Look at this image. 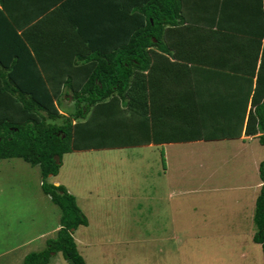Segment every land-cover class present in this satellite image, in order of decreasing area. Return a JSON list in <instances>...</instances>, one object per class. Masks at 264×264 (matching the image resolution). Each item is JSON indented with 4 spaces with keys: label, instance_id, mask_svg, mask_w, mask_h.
<instances>
[{
    "label": "trees",
    "instance_id": "1",
    "mask_svg": "<svg viewBox=\"0 0 264 264\" xmlns=\"http://www.w3.org/2000/svg\"><path fill=\"white\" fill-rule=\"evenodd\" d=\"M226 1L62 0L31 21L27 8L0 0V160L38 166L41 188L61 213L55 238L23 264H48L57 253L86 264L73 234L88 220L64 186L47 182L67 154L243 135L264 146V89L252 91L264 61L261 70L241 65L243 30L223 25ZM204 54L245 94L225 91L226 82L221 92L218 80L216 92H202L196 73L188 75L205 65ZM67 100L72 108L63 107ZM258 172L252 241L264 259V160Z\"/></svg>",
    "mask_w": 264,
    "mask_h": 264
},
{
    "label": "rangeland",
    "instance_id": "2",
    "mask_svg": "<svg viewBox=\"0 0 264 264\" xmlns=\"http://www.w3.org/2000/svg\"><path fill=\"white\" fill-rule=\"evenodd\" d=\"M63 107L72 108V100L63 101ZM246 144L264 160V146ZM182 150L191 156L185 154L188 164L180 166L182 183L170 187L161 171L168 170L165 148L63 157L58 175L47 182L64 186L88 220L73 234L86 264H264L260 245L252 241L256 198L252 202V190L242 188L249 179L256 189L254 182L260 179L258 173L254 179L252 170L239 172L250 159L241 154L240 142L184 145ZM209 150L218 154L213 153L216 179L202 187L205 175L197 153ZM177 157L182 154L171 158ZM243 171L247 179H241ZM41 178L38 166L0 160V264H23L25 256L44 250L60 228V209L43 192ZM188 178L196 184L187 186ZM48 264L67 262L57 253Z\"/></svg>",
    "mask_w": 264,
    "mask_h": 264
},
{
    "label": "crops",
    "instance_id": "3",
    "mask_svg": "<svg viewBox=\"0 0 264 264\" xmlns=\"http://www.w3.org/2000/svg\"><path fill=\"white\" fill-rule=\"evenodd\" d=\"M62 0H10V9L14 10V6L16 4H19L20 7H25L27 8L25 10V12L28 16L29 19H31V21H36L38 20L41 15L44 14V12H48L50 9H53L56 5H58ZM235 0H231V4L234 3L235 4ZM228 5L227 10H223V25L226 28H229L230 25H232L234 28L237 27L240 30H243V37L241 38V41L239 42V45H242L243 48L241 49V53L244 54V56L241 57V65L244 66V68L246 69L247 72L250 71L251 65L253 63L257 62L256 68L261 70L262 68V63L264 61V38L263 36L260 37V35L264 34V14L262 15L261 13V8H260V4H259V0H245L243 2V4H239V5H231L228 3V1L225 2V5ZM263 9V7H262ZM14 20H17V17L14 16ZM21 19H18L17 21H19ZM210 44L208 46H206V48H209ZM222 52L220 53V57L221 56H228V54L225 55H221ZM209 55L204 54V61H205V65H201L199 69H195V68H191L189 70V72H191L188 76L189 79L192 77V75L194 73H196V81H198V85H200L201 83H203L202 87H200V89H202V92H209V93H213L216 92V88L213 86L214 82L221 81V88L220 91L222 92L224 89L223 86V82H226L227 85L229 86L230 89H227V86L225 85L226 90L225 91H231L236 92V93H240L242 92L243 94H245L244 92V86L243 87H239L237 88V85H235L236 83H230L228 82V78L226 79L222 74L223 73H219V71H216L218 69H213V63L216 62L218 60V58H216L215 60L211 59L208 60ZM230 57V56H228ZM233 63L236 64V61L233 60ZM228 65L226 60L224 61L223 59H221V66L222 65ZM232 65V64H231ZM234 66V65H233ZM212 72H215V74H212ZM162 73V72H161ZM167 73V72H166ZM255 73H260V80L257 82V78L255 77L253 79V83L252 86L254 87V90H252L253 92L255 91V87L256 85H258L257 89L258 90H263L264 89V72H255ZM172 79H175V77H172ZM214 79H216L215 81H213ZM175 81V80H173ZM207 81H213L211 84H207ZM176 85H174L175 87ZM183 91H185V88H182ZM181 89V90H182ZM176 91H179V88H177ZM189 92H191L192 90L189 88L188 90ZM240 96V95H239ZM241 98L245 99V97L240 96ZM250 102V101H249ZM248 109V108H247ZM223 141H239L240 142V149H241V154L243 152H246L249 155V160L246 159L245 157V163L241 165V167L239 168V172H241L242 170H245L246 172H249L250 170H252V176L256 177V173H258L259 176V172H258V168H259V164L261 161H259L260 156L257 157V151L258 150H254L252 152V149L254 148V146H251L250 144H246L247 142H253L256 141L257 143L258 140L255 138V136H245L243 135L240 139L237 140H215V141H195V142H189V143H167V144H162V145H149L146 147H151V148H155L156 150H158L159 148H165L166 149V156L168 159V170L167 168H165L162 171L163 174V181L164 182H169L170 184L168 185V187H170L171 185L176 184L178 181L181 182V178H180V174L178 175V173H181V169L180 166L181 165H185L188 164L189 161L188 159L185 158V154H188L189 156H191L190 153H187L185 151L182 150V147L184 145H187V147H189L190 145L196 146V145H215L217 143L223 142ZM262 146V145H261ZM180 149V150H179ZM107 150V149H104ZM110 150H114V149H110ZM102 151V150H99ZM218 156L217 151L216 150H209L207 151L205 154L198 152L197 153V157L198 160H196V162H198L197 164L199 165V169L201 170V172H203V174L205 175L201 177L202 179V187L204 186H208V183L210 180H214L216 179V171L213 169V166L215 165V161L216 159L214 158V155ZM180 154H182V159L177 157V158H171L174 156H179ZM204 156H209L207 158H204ZM249 161V164H248ZM252 164V168L250 169L249 165ZM212 166V167H211ZM167 171V174H166ZM224 177L227 178L228 176L224 174ZM241 179H243L244 177L247 179L248 177L245 176V172L243 171L240 175ZM260 179V178H259ZM178 180V181H177ZM185 180V179H184ZM188 180L185 184L189 187L194 186L196 184V182H194V184L191 185L192 183V178H188L186 179ZM249 180V179H248ZM246 182V184H244L242 186V188L245 189H250L252 190L251 193V201L253 202L254 197L257 198L258 194L256 192V189H260L262 182L261 180L259 182H254L255 188H251V185L253 183L250 182ZM56 183V184H55ZM55 185H60L59 182H55ZM182 183V182H181ZM259 193V192H258ZM257 194V196H256ZM253 217H251L252 219Z\"/></svg>",
    "mask_w": 264,
    "mask_h": 264
}]
</instances>
